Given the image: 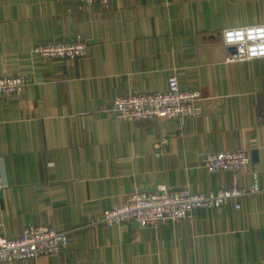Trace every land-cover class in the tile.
<instances>
[{
	"label": "crops",
	"instance_id": "crops-1",
	"mask_svg": "<svg viewBox=\"0 0 264 264\" xmlns=\"http://www.w3.org/2000/svg\"><path fill=\"white\" fill-rule=\"evenodd\" d=\"M252 24L264 25V0H0V73L30 80L18 98L0 97V233L32 224L69 239L62 252L0 264H264V58L231 61L222 43L225 28ZM78 34L83 57L32 53ZM172 74L200 91L198 116L117 118V96L162 91ZM219 150L250 161L206 172L201 154ZM253 169L261 191L239 208L157 227L100 222L134 190L247 186Z\"/></svg>",
	"mask_w": 264,
	"mask_h": 264
},
{
	"label": "built area",
	"instance_id": "built-area-1",
	"mask_svg": "<svg viewBox=\"0 0 264 264\" xmlns=\"http://www.w3.org/2000/svg\"><path fill=\"white\" fill-rule=\"evenodd\" d=\"M83 5L99 4L108 8L114 0H76ZM222 43L234 48L231 61L244 62L264 58V25L252 24L225 28ZM89 44L81 36L71 40L50 41L33 48L32 53L42 58L73 59L87 54ZM24 75L0 73V97L18 98L24 86L29 83ZM201 93L198 89L186 87L176 74L168 77L162 91L150 93L121 94L113 103L117 118L122 121L176 120L183 126L188 118L198 116ZM166 152V140L157 144L156 154ZM244 150H219L204 152L200 156L203 169L208 173H239L249 163ZM5 184L0 176V189ZM261 191L258 172L251 171V183L247 186L233 184L214 191L191 192L187 188H168L160 184L153 190H134L126 199L113 207L104 209L100 222L109 226L134 224L140 228L157 227L166 221L191 218L197 209L221 208L232 204L239 208L240 199ZM1 226V223H0ZM67 231L53 227L27 225L13 237L0 233V262L29 261L40 255L62 252L68 245Z\"/></svg>",
	"mask_w": 264,
	"mask_h": 264
}]
</instances>
